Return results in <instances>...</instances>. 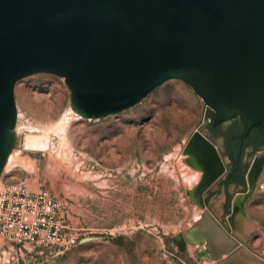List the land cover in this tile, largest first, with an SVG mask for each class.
<instances>
[{"label": "rangeland", "instance_id": "1", "mask_svg": "<svg viewBox=\"0 0 264 264\" xmlns=\"http://www.w3.org/2000/svg\"><path fill=\"white\" fill-rule=\"evenodd\" d=\"M14 101L15 143L0 181L47 189L77 239L58 252L0 237V264H264V146L247 145L244 183L222 188L225 146L186 83L168 80L93 120L73 112L66 83L50 74L18 81ZM192 132L204 141L194 154L185 151Z\"/></svg>", "mask_w": 264, "mask_h": 264}, {"label": "water", "instance_id": "2", "mask_svg": "<svg viewBox=\"0 0 264 264\" xmlns=\"http://www.w3.org/2000/svg\"><path fill=\"white\" fill-rule=\"evenodd\" d=\"M35 74L62 78L87 120L180 80L215 123L239 117L245 135L259 127L264 138V0H0V176L15 143V84ZM242 139L229 143L232 161Z\"/></svg>", "mask_w": 264, "mask_h": 264}, {"label": "built area", "instance_id": "3", "mask_svg": "<svg viewBox=\"0 0 264 264\" xmlns=\"http://www.w3.org/2000/svg\"><path fill=\"white\" fill-rule=\"evenodd\" d=\"M63 208L47 189L31 191L24 180L0 181V237L15 245L67 251L77 238Z\"/></svg>", "mask_w": 264, "mask_h": 264}, {"label": "flooded vegetation", "instance_id": "4", "mask_svg": "<svg viewBox=\"0 0 264 264\" xmlns=\"http://www.w3.org/2000/svg\"><path fill=\"white\" fill-rule=\"evenodd\" d=\"M209 114H212L211 117L208 118V132L213 136H220L225 149H226V157L229 160L230 168L226 171V174L222 180V188L227 189L229 185H235L244 183V164H243V154L246 146H250L252 149L257 150L259 147L264 146V138L259 135L258 129L259 127L251 128L248 133L245 135V128L244 125L239 117L230 119L225 122L215 123L214 121V113L209 109ZM230 136H233L231 140L243 137L242 144L240 147V153L238 155L237 161H232L231 153L229 148V143L231 140H228ZM262 144L261 146H257V143ZM257 152V151H255ZM250 176L251 173L249 172ZM249 178V177H248ZM233 179L232 183H226L227 181Z\"/></svg>", "mask_w": 264, "mask_h": 264}, {"label": "bare ground", "instance_id": "5", "mask_svg": "<svg viewBox=\"0 0 264 264\" xmlns=\"http://www.w3.org/2000/svg\"><path fill=\"white\" fill-rule=\"evenodd\" d=\"M71 110H69L70 112ZM18 117V116H17ZM45 141H39L37 144L36 143H32L35 147H39V148H43V147H46V142L44 143ZM204 141L202 140V138L196 133V132H192V134L188 137L187 139V146H186V152H190V154H194V151L197 149V148H202V146H204ZM203 144V145H202ZM262 153V152H261ZM261 153H258L254 159L257 160L258 157H260ZM11 156V155H10ZM10 156L8 157V159L10 160ZM8 161V160H7ZM216 172L214 173H209L206 175L205 177V182H204V185L202 186V189H204V187H206L207 184L211 183L214 179V176L216 175L215 174ZM251 173V172H250ZM210 219L211 221H213L212 217L210 216Z\"/></svg>", "mask_w": 264, "mask_h": 264}, {"label": "trees", "instance_id": "6", "mask_svg": "<svg viewBox=\"0 0 264 264\" xmlns=\"http://www.w3.org/2000/svg\"><path fill=\"white\" fill-rule=\"evenodd\" d=\"M210 117H211V119H212V114H209V115H208V118H210ZM231 138H233V136H230L228 140H231ZM259 143H260V142L257 143L256 148H257V146H258ZM233 181H234V180L231 179V180L227 181L226 183H227V184H228V183H232Z\"/></svg>", "mask_w": 264, "mask_h": 264}]
</instances>
